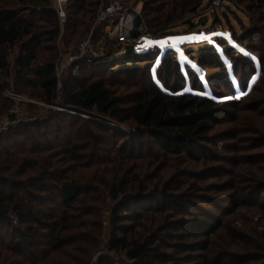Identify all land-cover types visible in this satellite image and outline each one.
Listing matches in <instances>:
<instances>
[{"label": "trees", "instance_id": "trees-1", "mask_svg": "<svg viewBox=\"0 0 264 264\" xmlns=\"http://www.w3.org/2000/svg\"><path fill=\"white\" fill-rule=\"evenodd\" d=\"M101 1L69 0L62 24L53 0H0V120L13 107L6 98L8 90L55 102L59 38L64 43L67 38L87 35ZM139 1L144 3L146 24L157 34L214 0ZM236 2L257 16L247 34L233 33L234 42L245 45L254 58L236 57L235 51L224 48L233 58L232 74L239 82L235 85L229 76L225 84L220 83L231 93L242 94L241 99L223 103L225 93L218 91L223 87L208 82L211 90L207 89L170 52L156 68L160 86L153 76L160 55L152 51L128 55L119 43V51L92 65L82 64L80 74L64 82L60 105L77 114L51 111L35 121L23 120L0 137V264H264V229L255 241L250 233L254 229H241L235 218L240 208L264 213L260 156L237 158L197 149L212 142L214 127L230 109L238 111L237 120L247 123L236 134L252 136L247 141L254 144L251 150L264 148V41L260 48L248 43L264 36V0ZM15 48L18 53L10 63L9 53ZM119 52L124 54L116 56ZM204 52L206 56L199 59L202 67L216 62L227 65L214 47ZM141 62L148 63V92L135 93L131 101L113 93L114 83L105 79L82 82L86 68L114 74L118 70L113 64L125 68ZM240 65L244 73H239ZM128 75L134 79L139 73ZM189 82L202 94L193 93ZM80 113L134 126L136 133L127 136ZM245 113L249 117L241 118ZM145 137L157 148V156L140 153ZM228 149L238 150L233 145ZM181 157L204 164L217 162L208 169L220 184L204 187L177 176L164 179V164ZM241 162L238 171L227 167H238ZM150 166L155 174L147 172L142 177L141 169ZM193 176L201 178L199 173ZM206 188L227 195L210 196ZM108 211L106 248L112 258L101 256L93 263L102 248Z\"/></svg>", "mask_w": 264, "mask_h": 264}, {"label": "rangeland", "instance_id": "rangeland-1", "mask_svg": "<svg viewBox=\"0 0 264 264\" xmlns=\"http://www.w3.org/2000/svg\"><path fill=\"white\" fill-rule=\"evenodd\" d=\"M145 1V0H143ZM105 3L110 2H117L121 5L129 8H138L139 11L143 13V2H137V0H104ZM214 2H217L219 4L218 9H212V6L214 5ZM54 3V0H53ZM257 16L255 15L254 11L249 10L247 5L245 4H238L236 0H214V1H206L203 3L202 6H200L195 13L188 14L186 16L178 18L176 21H173L171 24L164 26L162 32H158L157 30V40L156 41H167L168 43L165 44L164 47H160L159 45H156L158 48V52L156 54L160 55L158 57V60L154 64V79L155 81L162 86L161 82H159L156 78V71L157 67L160 65L161 57L164 56L166 53L170 52L175 55V58L183 65L185 68L188 67L190 70H192L197 77L207 86L208 82H212L213 85L221 86L223 88L218 89L219 92L225 93V98H222L223 103H230L231 100L235 99H241L243 97L242 94H235L231 93V91L225 88L223 84L220 83L222 80L225 84V78L231 76L232 81L235 85H238V82L236 78L233 76V66L231 65V59L233 60L232 56H228V54L225 52L224 48H231L232 51H235V56L244 55L248 57H253L252 54L245 50V45L237 44L234 42L233 33H237L239 36L247 34V31L252 29L255 23V18ZM190 22V24H189ZM94 27V24L91 26V28ZM148 27V25H147ZM149 28V27H148ZM98 29V27H97ZM150 29V28H149ZM213 33H222V34H229L230 40L227 35L221 36V35H212ZM204 34L205 36H210V40H203L200 42H183L178 44V47L180 48V52H177L175 48L171 46V42L169 41V38L173 37H182V36H192V35H200ZM84 36H77L75 38H67L64 41V45L61 46L62 50H69L70 48H75L78 43H80L84 38ZM254 37V36H253ZM220 41H224L225 44L221 45ZM264 41V36L253 38L252 40H249V44L253 47L260 48L262 47V42ZM148 41H145L146 47L142 48L136 52L139 53H147L151 50H149L150 45L147 43ZM226 45V46H225ZM119 42H113V41H105L100 42L96 41L95 43V49L97 51L98 57L97 59H101L105 57L108 54L116 53L120 49ZM207 47H214L215 52L222 56V60L227 64L226 66H223L221 63H210L206 67H202L200 65L199 59L206 56V53L204 52ZM123 48V46H122ZM240 49H243L244 51H240ZM18 53V49L15 48L9 53V61L12 63L14 59L16 58ZM184 54V59L181 58V54ZM124 54V52H119L116 56H121ZM254 58V57H253ZM257 58V57H255ZM95 59V60H97ZM213 59H209V61H212ZM256 60V59H255ZM258 60V59H257ZM94 63V62H93ZM87 64V65H92ZM129 67L121 68L120 65L113 64V69L118 70V72L111 74L110 72H103L97 67H90L86 68L84 70V73L82 75V82H86L88 79L91 81L99 80V79H105L106 81H109L110 85L114 83L111 86V90L113 93H115L117 96H121L123 100L125 101H131L136 94L145 95L147 91V75L148 69L146 62H141L138 64H128ZM195 65V67H193ZM258 69H260V65L258 63L257 65ZM122 69V70H121ZM138 69V70H136ZM136 70V71H132ZM239 73H244V71L241 69V65L238 69ZM137 72L139 73V76L137 78L131 79L128 75V73ZM165 73V72H162ZM243 75V74H240ZM81 85V84H80ZM137 86V87H135ZM188 88L192 90L193 93H197L198 95H201L202 92L200 91H194L191 88L190 82L188 84ZM207 89L211 90L210 86H207ZM205 94V92H204ZM64 99V95L62 97ZM37 100V99H36ZM41 101V100H37ZM43 102V101H41ZM45 103V102H44ZM56 103V102H55ZM60 104V101H59ZM62 106V105H61ZM231 107V106H229ZM70 110V109H69ZM52 110H46L45 107H39V106H31L27 108L26 115L23 117L25 121H35L37 119L44 118L47 116V114H50ZM72 113V110H70ZM236 111L230 109L228 110V115H224L219 125H216L214 127V130L211 134V136H214V139H212V142L205 143V148L203 147H197V149L201 150L202 153L210 154V151L214 154H219L221 156H232L237 158H243L248 156H260L258 163L259 165H264L262 153H264V148L257 149V150H251L250 147H253L254 144L252 142H247L250 140L249 135H237V128L241 129V127H245L247 125L246 122L242 120H237L236 117ZM238 112V111H237ZM79 115V114H78ZM80 116H84L86 119L93 120L96 122H99L102 125L111 127L113 129H116L117 131L122 132L123 134L129 136L134 135L136 133V129L134 126H127V125H119L116 123L111 122L108 119L102 118L98 114H81ZM83 117V118H84ZM249 117L248 113H245L241 116V118H247ZM264 121V120H262ZM234 129V131H233ZM228 134V136H227ZM244 139V140H243ZM236 146L238 150H235V152H230L231 150L228 149V146ZM144 149L140 151L142 155H153L157 156L158 151L153 142L150 140L149 137L144 138ZM240 161V159H239ZM148 162V161H147ZM149 163V162H148ZM165 163V162H164ZM244 162H241L238 167L234 166H227L229 170L238 171L240 167L243 166ZM165 169L162 171V176L164 179H169L171 176H177L179 179H185L187 181V184H190L193 181H197L202 186L207 187L208 185H217L220 184L219 179L216 178L213 174H210V170L208 167L216 166L218 165L217 162H210L207 164L204 163H197L191 161L187 157H181V158H169L168 162L164 164ZM160 167V166H158ZM148 172L149 174H155L154 167L150 166V168L143 167L141 169L142 177L146 175ZM188 172L190 173L188 177L184 176V174ZM161 173V171L159 172ZM199 173L201 175V178H194L193 175ZM239 173V172H236ZM252 176V175H251ZM229 177H225L224 180L227 181ZM156 183V182H155ZM155 185V184H153ZM205 189V188H204ZM207 192H205L207 195L210 196H216V195H227L223 194L221 192H216V190H209L208 188ZM264 198V193L262 194ZM220 197V196H218ZM222 200H219L218 204H221ZM111 207V206H110ZM223 207H231L228 204H223ZM238 217H235L237 221L240 223L241 229H244V227H252L254 231H249L251 233L252 238L257 241L259 239V233H262L264 229V213L261 214L259 210L257 209H243L240 208L238 210ZM234 217L228 218L231 220ZM109 219H110V212H106L104 214V239L101 251L94 257V262H97L98 258L101 256L110 257L112 258L108 251H107V241L109 236ZM263 222L261 223V221ZM259 220V221H258ZM257 223V224H256ZM238 224V222H236ZM258 224L260 227H258ZM235 223L231 224L233 229L235 228ZM247 225V226H245ZM113 256V254H112ZM115 256V255H114ZM117 257V256H116ZM124 258V257H123ZM229 261V260H226ZM232 261V260H230Z\"/></svg>", "mask_w": 264, "mask_h": 264}, {"label": "built area", "instance_id": "built-area-1", "mask_svg": "<svg viewBox=\"0 0 264 264\" xmlns=\"http://www.w3.org/2000/svg\"><path fill=\"white\" fill-rule=\"evenodd\" d=\"M69 0H54L55 9L63 24L66 21V7ZM219 4L214 2L212 9H218ZM98 27V29H97ZM101 34H98V30ZM155 33L147 27L143 13L138 8H129L117 2L105 3L101 1L96 11L94 27L85 38L74 48L68 51L62 50V36L59 38L60 54L56 63L57 95L53 104L37 101L36 99L24 96L14 90L6 92V98L13 102L12 109L2 116L0 120V137L22 123L26 115L27 108L31 106L45 107L46 110L72 113L67 107L61 106L59 101L62 99L64 82L68 77H77L80 74L82 64H91L99 58L95 49L96 41H115L119 42L123 49L127 46L145 45V41H156ZM147 42V43H148ZM149 50L153 53L158 52L156 45L151 44ZM13 219V224L18 225L17 220Z\"/></svg>", "mask_w": 264, "mask_h": 264}, {"label": "snow or ice", "instance_id": "snow-or-ice-1", "mask_svg": "<svg viewBox=\"0 0 264 264\" xmlns=\"http://www.w3.org/2000/svg\"><path fill=\"white\" fill-rule=\"evenodd\" d=\"M212 35H221V36H225L227 35L229 40H230V35L229 34H222V33H213ZM211 37L210 36H205L204 34H200V35H192V36H182V37H173V38H169V41L171 42V46L173 48H175V50L177 52H180V48L178 47V44L183 43V42H200L203 40H210ZM149 44H153V45H159L160 47H164L166 43H168L167 41H149ZM240 51H244L243 49H240ZM181 54V58L184 59V54ZM193 67H195V65H193Z\"/></svg>", "mask_w": 264, "mask_h": 264}, {"label": "water", "instance_id": "water-1", "mask_svg": "<svg viewBox=\"0 0 264 264\" xmlns=\"http://www.w3.org/2000/svg\"><path fill=\"white\" fill-rule=\"evenodd\" d=\"M197 9H198V7L194 8V9L191 11V14H192V13H195V12L197 11ZM142 48H145V45L136 46V47H133V46H127V47L125 48V51H126V53L129 55V54H131L133 51H138V50H140V49H142Z\"/></svg>", "mask_w": 264, "mask_h": 264}, {"label": "bare ground", "instance_id": "bare-ground-1", "mask_svg": "<svg viewBox=\"0 0 264 264\" xmlns=\"http://www.w3.org/2000/svg\"><path fill=\"white\" fill-rule=\"evenodd\" d=\"M63 1V0H62Z\"/></svg>", "mask_w": 264, "mask_h": 264}]
</instances>
